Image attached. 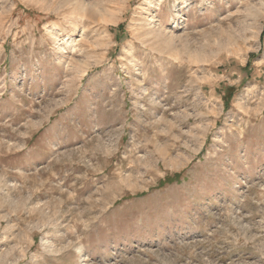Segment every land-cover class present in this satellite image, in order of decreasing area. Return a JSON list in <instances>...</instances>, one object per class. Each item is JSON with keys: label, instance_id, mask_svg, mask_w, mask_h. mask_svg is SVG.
<instances>
[{"label": "rangeland", "instance_id": "rangeland-1", "mask_svg": "<svg viewBox=\"0 0 264 264\" xmlns=\"http://www.w3.org/2000/svg\"><path fill=\"white\" fill-rule=\"evenodd\" d=\"M0 264H264V0H0Z\"/></svg>", "mask_w": 264, "mask_h": 264}, {"label": "bare ground", "instance_id": "bare-ground-1", "mask_svg": "<svg viewBox=\"0 0 264 264\" xmlns=\"http://www.w3.org/2000/svg\"><path fill=\"white\" fill-rule=\"evenodd\" d=\"M179 11V10H178ZM66 43H68V41L66 40ZM98 46V45H97ZM66 48V47H65ZM86 70V69H85ZM84 72V71H83ZM86 74V73H85ZM83 77V76H82Z\"/></svg>", "mask_w": 264, "mask_h": 264}]
</instances>
